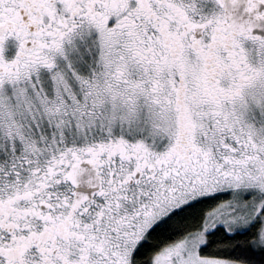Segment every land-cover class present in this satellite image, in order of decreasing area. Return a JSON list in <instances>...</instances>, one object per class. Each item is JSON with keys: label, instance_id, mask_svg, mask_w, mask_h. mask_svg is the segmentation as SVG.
Masks as SVG:
<instances>
[{"label": "snow or ice", "instance_id": "snow-or-ice-1", "mask_svg": "<svg viewBox=\"0 0 264 264\" xmlns=\"http://www.w3.org/2000/svg\"><path fill=\"white\" fill-rule=\"evenodd\" d=\"M0 264H264V0H0Z\"/></svg>", "mask_w": 264, "mask_h": 264}]
</instances>
